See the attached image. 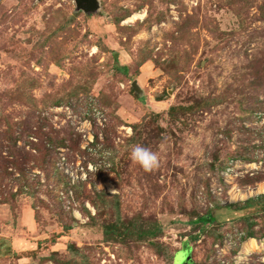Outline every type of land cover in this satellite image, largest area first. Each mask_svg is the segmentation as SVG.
Listing matches in <instances>:
<instances>
[{
  "label": "rangeland",
  "instance_id": "obj_1",
  "mask_svg": "<svg viewBox=\"0 0 264 264\" xmlns=\"http://www.w3.org/2000/svg\"><path fill=\"white\" fill-rule=\"evenodd\" d=\"M262 185L264 0H0V264H264Z\"/></svg>",
  "mask_w": 264,
  "mask_h": 264
},
{
  "label": "trees",
  "instance_id": "obj_2",
  "mask_svg": "<svg viewBox=\"0 0 264 264\" xmlns=\"http://www.w3.org/2000/svg\"><path fill=\"white\" fill-rule=\"evenodd\" d=\"M59 175H63V173L58 172ZM65 178H61L60 181L56 184V186H66L69 181H67V176H64ZM211 218V216L203 217L201 220L203 222H208ZM162 228L155 224L153 226H135L132 224L131 226H122L120 223H117L116 225H105V236L109 239H112L114 235L122 236V235H130L134 234L140 238L147 237V238H157L159 234L161 233Z\"/></svg>",
  "mask_w": 264,
  "mask_h": 264
},
{
  "label": "clouds",
  "instance_id": "obj_3",
  "mask_svg": "<svg viewBox=\"0 0 264 264\" xmlns=\"http://www.w3.org/2000/svg\"><path fill=\"white\" fill-rule=\"evenodd\" d=\"M131 159L138 163L145 171H152L159 167V156L156 152L144 146H135L131 150ZM115 189L112 190L114 194Z\"/></svg>",
  "mask_w": 264,
  "mask_h": 264
},
{
  "label": "water",
  "instance_id": "obj_4",
  "mask_svg": "<svg viewBox=\"0 0 264 264\" xmlns=\"http://www.w3.org/2000/svg\"><path fill=\"white\" fill-rule=\"evenodd\" d=\"M78 7L88 12H93L99 9L100 0H76ZM133 88L139 94H143V90L138 80L132 83Z\"/></svg>",
  "mask_w": 264,
  "mask_h": 264
},
{
  "label": "bare ground",
  "instance_id": "obj_5",
  "mask_svg": "<svg viewBox=\"0 0 264 264\" xmlns=\"http://www.w3.org/2000/svg\"><path fill=\"white\" fill-rule=\"evenodd\" d=\"M138 15H135L134 17L131 18V20H133L134 18H136ZM264 190V185H262L260 187V191ZM262 246H264V243L262 244L261 241H259L258 239H253L251 240L247 245H246V251L248 253L254 252L258 249H261Z\"/></svg>",
  "mask_w": 264,
  "mask_h": 264
}]
</instances>
